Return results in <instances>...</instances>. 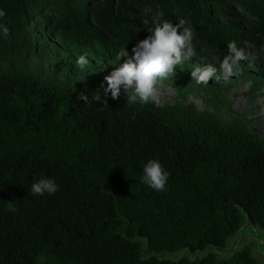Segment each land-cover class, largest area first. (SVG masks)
<instances>
[{
    "label": "trees",
    "instance_id": "16d2710c",
    "mask_svg": "<svg viewBox=\"0 0 264 264\" xmlns=\"http://www.w3.org/2000/svg\"><path fill=\"white\" fill-rule=\"evenodd\" d=\"M115 1V10L103 0L89 14V0H0L9 28L0 32V264H264L247 247L220 259L159 258L224 246L242 222L239 207L264 228V140L244 122L219 124L193 103L141 105L102 92L105 108L28 60L42 52L37 34L52 18L75 50L125 48L130 59L154 27L142 7L185 16L194 38L224 55L241 36L264 41V0ZM237 10L251 18L247 28L230 21ZM149 159L170 173L166 191L141 182ZM40 178L58 191L32 195ZM10 200L18 213L7 211Z\"/></svg>",
    "mask_w": 264,
    "mask_h": 264
},
{
    "label": "rangeland",
    "instance_id": "374dc122",
    "mask_svg": "<svg viewBox=\"0 0 264 264\" xmlns=\"http://www.w3.org/2000/svg\"><path fill=\"white\" fill-rule=\"evenodd\" d=\"M102 1L89 0L86 4L89 14L94 4ZM112 4L115 10L116 1L112 0ZM140 12L143 14L142 22H144V14L150 12L155 22L168 21L175 25L183 19L188 25V20L183 15L178 14L169 20L164 18L159 10L148 11L147 8L142 7ZM237 12L239 16L230 21L239 28H247L251 18L242 15L239 10ZM54 20L52 18L47 21L45 29L38 32V43L42 45L43 50L40 52L38 46L35 48L28 59L29 67L38 68L43 77L54 76L60 82L70 79L72 84L83 90L94 93L104 92L107 87L104 77L126 62L128 57L121 56L120 50L114 55H109L101 47H93L89 51L75 50L68 44L65 31L57 27ZM91 24L95 26L94 22ZM237 46L245 50L248 59L241 62L240 72L234 71L232 75H227L220 70L223 55L206 49L196 38H193L196 56L177 65L172 77L158 81L157 104L193 103L199 111H210L219 124H227L234 118H239L250 131L264 140V132L261 131L264 127V41L241 36ZM81 55L89 61L84 71H81L76 64V60ZM207 64H212L217 69V75L210 79L207 85L196 83L191 76L193 66ZM119 95L127 99L122 86ZM139 239L142 244L140 253L146 255L144 239ZM243 247H247L251 252L254 248L252 240L245 238ZM257 258L259 259L258 256Z\"/></svg>",
    "mask_w": 264,
    "mask_h": 264
},
{
    "label": "clouds",
    "instance_id": "9594fccd",
    "mask_svg": "<svg viewBox=\"0 0 264 264\" xmlns=\"http://www.w3.org/2000/svg\"><path fill=\"white\" fill-rule=\"evenodd\" d=\"M5 16L6 12L0 10V18ZM186 24L187 22L183 19L175 25L168 21L154 22V27L150 30L151 34L138 41L131 49L132 57L104 77L107 82L104 93L110 92L111 98L115 100L119 97L122 86L128 103L138 102L141 105L157 103L159 100L156 87L158 81L172 77L177 65L191 60L197 54L193 47L194 30ZM0 32L7 37L9 28L0 24ZM127 55L124 48L121 56ZM247 59L245 50L239 48L235 41H230L227 44L226 54L220 62V70L227 75H232L234 71L240 72L241 62ZM76 64L81 71H84L89 61L81 55L76 60ZM216 75L217 69L212 64L194 65L191 71L192 78L198 84L207 85L209 80ZM79 97L84 103L88 102L89 97L83 93ZM93 99L108 108L107 99H102L99 93L93 94ZM169 176L170 173L159 160L149 159L143 165L141 182L157 192L166 191ZM58 188L54 179L40 178L31 185V194L34 196H43L45 193L53 195ZM7 211L18 213L19 210L10 200L7 204Z\"/></svg>",
    "mask_w": 264,
    "mask_h": 264
},
{
    "label": "water",
    "instance_id": "95a60500",
    "mask_svg": "<svg viewBox=\"0 0 264 264\" xmlns=\"http://www.w3.org/2000/svg\"><path fill=\"white\" fill-rule=\"evenodd\" d=\"M240 208L242 215V222L230 233L224 246H217L211 243H207L203 248H196L191 250L189 247L183 248L179 254H163L159 258H168L170 260H180L183 257H187L190 261L196 258H204L209 252H213L217 255V258L230 256L234 252L243 248V241L245 238H250L253 242L254 248L250 252L253 257L257 256L261 261H264V228L252 222L246 211Z\"/></svg>",
    "mask_w": 264,
    "mask_h": 264
},
{
    "label": "bare ground",
    "instance_id": "6f19581e",
    "mask_svg": "<svg viewBox=\"0 0 264 264\" xmlns=\"http://www.w3.org/2000/svg\"><path fill=\"white\" fill-rule=\"evenodd\" d=\"M261 131L264 132V127L261 128Z\"/></svg>",
    "mask_w": 264,
    "mask_h": 264
}]
</instances>
